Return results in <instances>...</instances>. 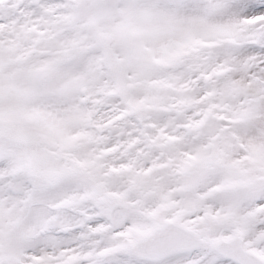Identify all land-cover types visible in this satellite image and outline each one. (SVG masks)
I'll use <instances>...</instances> for the list:
<instances>
[{"label": "snow or ice", "instance_id": "snow-or-ice-1", "mask_svg": "<svg viewBox=\"0 0 264 264\" xmlns=\"http://www.w3.org/2000/svg\"><path fill=\"white\" fill-rule=\"evenodd\" d=\"M0 264H264V0H0Z\"/></svg>", "mask_w": 264, "mask_h": 264}]
</instances>
